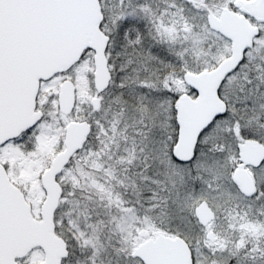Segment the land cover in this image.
<instances>
[{"label": "snow or ice", "instance_id": "snow-or-ice-1", "mask_svg": "<svg viewBox=\"0 0 264 264\" xmlns=\"http://www.w3.org/2000/svg\"><path fill=\"white\" fill-rule=\"evenodd\" d=\"M0 264H264V0H0Z\"/></svg>", "mask_w": 264, "mask_h": 264}]
</instances>
